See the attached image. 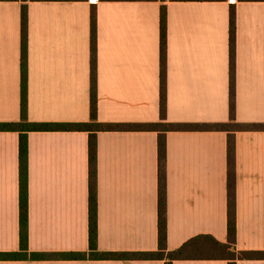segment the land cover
I'll list each match as a JSON object with an SVG mask.
<instances>
[{
    "label": "crops",
    "instance_id": "obj_1",
    "mask_svg": "<svg viewBox=\"0 0 264 264\" xmlns=\"http://www.w3.org/2000/svg\"><path fill=\"white\" fill-rule=\"evenodd\" d=\"M28 120L87 123L91 14L97 121L159 123L160 1L26 2ZM166 121L230 120L229 18L235 6V119L264 124V2L167 1ZM21 1H0V123L21 115ZM97 246L158 249V133L100 131ZM224 131L166 133L167 248L199 235L227 242ZM89 133H28V244L34 253L89 249ZM237 251H264V131L235 132ZM19 133L0 131V252L19 250ZM0 264H164L160 260H16ZM173 264H227L179 260ZM236 264H264L238 260Z\"/></svg>",
    "mask_w": 264,
    "mask_h": 264
},
{
    "label": "trees",
    "instance_id": "obj_2",
    "mask_svg": "<svg viewBox=\"0 0 264 264\" xmlns=\"http://www.w3.org/2000/svg\"><path fill=\"white\" fill-rule=\"evenodd\" d=\"M21 1V115L19 122L0 123V131L19 133V250L0 252V261L16 260H160L173 264L179 260H225L236 264L238 260H264V251H237L235 249L236 225V162L235 132L264 131V124H242L235 119V52L236 20L235 6L230 8L229 18V76L230 120L228 123L181 124L166 121V53H167V1H225V0H145L160 1V60L161 90L159 123L151 124H102L97 121L96 94V17L91 14V100L90 121L87 123H33L28 120V0ZM30 1H82V0H30ZM241 2H264V0H238ZM155 131L158 133V249L150 252H101L97 246V139L100 131ZM31 131H84L89 133V228L87 252L34 253L28 244V133ZM169 131H224L227 139V242L221 243L211 235H199L176 250L167 248L166 215V133Z\"/></svg>",
    "mask_w": 264,
    "mask_h": 264
},
{
    "label": "built area",
    "instance_id": "obj_3",
    "mask_svg": "<svg viewBox=\"0 0 264 264\" xmlns=\"http://www.w3.org/2000/svg\"><path fill=\"white\" fill-rule=\"evenodd\" d=\"M232 2L235 1V0H231Z\"/></svg>",
    "mask_w": 264,
    "mask_h": 264
}]
</instances>
